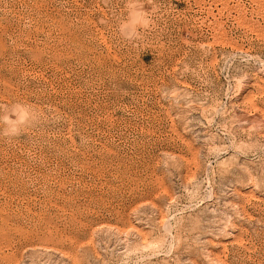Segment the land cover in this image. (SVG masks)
Segmentation results:
<instances>
[{"label":"rangeland","instance_id":"rangeland-1","mask_svg":"<svg viewBox=\"0 0 264 264\" xmlns=\"http://www.w3.org/2000/svg\"><path fill=\"white\" fill-rule=\"evenodd\" d=\"M0 264H264V0H0Z\"/></svg>","mask_w":264,"mask_h":264},{"label":"bare ground","instance_id":"bare-ground-1","mask_svg":"<svg viewBox=\"0 0 264 264\" xmlns=\"http://www.w3.org/2000/svg\"><path fill=\"white\" fill-rule=\"evenodd\" d=\"M245 117V116H244ZM247 117V116H246Z\"/></svg>","mask_w":264,"mask_h":264}]
</instances>
